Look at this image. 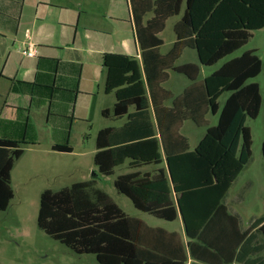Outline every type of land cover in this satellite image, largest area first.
Returning <instances> with one entry per match:
<instances>
[{"label": "trees", "instance_id": "16d2710c", "mask_svg": "<svg viewBox=\"0 0 264 264\" xmlns=\"http://www.w3.org/2000/svg\"><path fill=\"white\" fill-rule=\"evenodd\" d=\"M184 1L129 0L143 65L129 55L103 56L105 90L117 98L103 114L127 121L98 132L96 178L41 194L38 226L75 253L94 254L102 264H187L190 256L193 264H264L261 257L251 258L264 249L257 241L258 233L264 235V216L244 228L241 216L227 204L230 187L253 156L247 120L261 111V87L251 80L261 73L262 59L248 50L202 81L193 77L195 82L178 97L163 87L169 70L190 75L188 66L175 67L185 48L196 49L201 64L211 66L246 45L253 31L264 28V0H186L174 27L177 42L163 55L159 34ZM149 13L153 17L145 22ZM224 93L230 96L217 125H211L208 114L219 112ZM168 100L171 106L165 104ZM187 120L207 129L193 150L180 132ZM31 143L0 138V211L14 198L11 171ZM53 150L71 152L72 147L57 144ZM262 150L264 155V142ZM163 152L168 168L120 174L114 185L143 212L168 221L181 214L187 241L178 232L128 215L97 186L101 176L114 174L127 161L133 169L161 164Z\"/></svg>", "mask_w": 264, "mask_h": 264}, {"label": "crops", "instance_id": "0c3cea01", "mask_svg": "<svg viewBox=\"0 0 264 264\" xmlns=\"http://www.w3.org/2000/svg\"><path fill=\"white\" fill-rule=\"evenodd\" d=\"M185 10L186 0L183 2L180 13L170 17L166 21L165 29L159 34V37L163 39L169 21H173L174 38L166 50H164L165 41L163 39L164 43L160 48L163 55L168 54L177 42L178 37L174 27L182 19ZM152 17L153 13L147 14L145 22ZM256 31L252 32V37ZM29 44L36 45V56L29 57L22 53V50ZM245 47L246 45L231 56L229 55V58L225 57L226 59L224 58L225 60L220 65H218L219 61L211 66L201 64L196 49L185 48L175 62V67L188 66L190 75L169 70L168 79L163 83V87L174 97H178L195 82L193 77H196L197 81H202L225 62L248 50L258 51L257 47L247 49ZM239 51H241L239 54L234 55ZM105 53L129 55L135 57L143 65V50L137 39L129 0H0V138L26 139L35 142L26 145L22 155L14 163L11 171L14 196L20 183L26 184L33 179L31 176L45 175L41 169L51 155L75 154V143L84 141L89 128L93 130L96 117L103 119V125L99 127L97 135L103 128L120 127L126 123L127 117L115 120L103 114V110H112L117 100L115 92L107 93L105 90L106 79L103 72ZM208 67L212 69L208 70ZM258 76L251 81L260 84L262 109L264 92L261 83L256 80ZM229 96L230 93L222 105L221 97L219 98V116ZM165 104L171 106L172 100L166 101ZM130 111H134V107ZM151 111L158 129L154 107H151ZM211 115L208 114L209 121ZM188 122L198 126L193 121L187 120L182 125L181 133ZM248 126L251 128L250 125ZM251 131L253 136L252 128ZM187 133L196 138L191 127L187 128ZM186 137L192 150L203 138L200 137L196 145L192 147L189 137ZM263 142L264 139L262 146ZM57 144L69 145L72 151L53 150V146ZM27 153L30 155L28 159L31 163L22 171L23 177L20 160ZM93 153L95 156L96 150ZM163 156L164 160L161 164L143 165L134 169L129 167V161H127L123 164L126 171L122 174L132 171L153 174L159 168H168L164 152ZM253 156L250 164L230 187L227 197L229 208L233 206L232 212L241 216L244 228H248L257 218L264 216L252 217L247 224L241 210L233 205V203L244 202L243 190H250L254 186L255 181L249 179L242 188L243 190L232 196V190L241 175L254 164ZM262 156L264 161L263 150ZM175 221H180V231L146 223L154 228L159 227L169 232H178L187 241L182 215L168 222ZM255 255L251 258L261 257L264 260L262 255ZM194 262L195 259L190 256L187 264Z\"/></svg>", "mask_w": 264, "mask_h": 264}, {"label": "rangeland", "instance_id": "374dc122", "mask_svg": "<svg viewBox=\"0 0 264 264\" xmlns=\"http://www.w3.org/2000/svg\"><path fill=\"white\" fill-rule=\"evenodd\" d=\"M128 17V9L126 10ZM129 19V18H128ZM173 21H169L163 34L165 49H168L174 38ZM257 47L258 55L263 61V68L258 80L264 92V29L256 31L251 38L247 48ZM241 51L235 53L239 54ZM231 56V55H230ZM230 56L226 57L229 58ZM225 58V59H226ZM225 59L221 60L220 65ZM208 70L212 69L210 67ZM228 93L220 98L221 105L224 103ZM219 113L210 116V123L216 125ZM103 122L101 117H96L94 128L87 131V136L83 142L75 143V154L51 155L47 163L42 166L41 174L37 177L31 176L32 180L26 184L20 183L14 198L11 200L7 210L0 211V263L1 264H102L94 254H77L69 247L49 236L38 226V214L40 208L41 194L45 189L58 190L62 187L71 186L80 181L94 178L97 166L94 162V150H96L95 138L97 131ZM248 125L253 130V152L254 164L245 171L238 183L232 190V196L242 191L249 179L254 180V186L250 190H243L244 202L241 204L233 203L234 207L241 210L246 223L252 217L264 215V161L262 156V141L264 139V107L259 116L255 119H248ZM194 130L193 138L187 133V128ZM206 127L194 126L191 122L185 124L182 133L189 137L192 147L196 141L203 137ZM27 153L20 160L21 174L31 163ZM55 157V158H52ZM125 166L115 168L114 174L101 176L98 179V187L110 194L115 202L130 216L141 218L152 226H161L168 230H181L180 221L168 222L151 216L135 207L132 200L126 195L119 193L115 188L114 181L118 175L124 173ZM233 209V206H231ZM258 242H264V235L258 233ZM262 255L264 251L255 256Z\"/></svg>", "mask_w": 264, "mask_h": 264}, {"label": "built area", "instance_id": "2783aa9c", "mask_svg": "<svg viewBox=\"0 0 264 264\" xmlns=\"http://www.w3.org/2000/svg\"><path fill=\"white\" fill-rule=\"evenodd\" d=\"M22 53L25 56H29V57L36 56L37 55L36 45L35 44H29L28 47H26L22 50Z\"/></svg>", "mask_w": 264, "mask_h": 264}, {"label": "water", "instance_id": "95a60500", "mask_svg": "<svg viewBox=\"0 0 264 264\" xmlns=\"http://www.w3.org/2000/svg\"><path fill=\"white\" fill-rule=\"evenodd\" d=\"M94 178H96L95 172H94Z\"/></svg>", "mask_w": 264, "mask_h": 264}]
</instances>
